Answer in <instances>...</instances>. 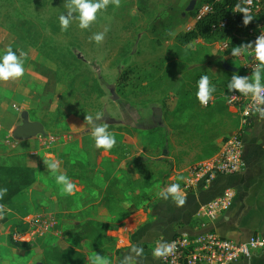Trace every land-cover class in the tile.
Returning <instances> with one entry per match:
<instances>
[{
  "label": "rangeland",
  "instance_id": "obj_1",
  "mask_svg": "<svg viewBox=\"0 0 264 264\" xmlns=\"http://www.w3.org/2000/svg\"><path fill=\"white\" fill-rule=\"evenodd\" d=\"M204 5L205 0H108L97 19L81 29L73 0H0V52L11 46L24 61L17 92L32 101L22 122H38L54 135L51 151L64 158L67 177H79L86 186L83 192L74 183L76 195L68 197L55 178L49 182V169L36 178L38 187L49 184V190L26 191L24 196L35 197L29 205L18 199L0 207V220L8 213L21 220L4 230L0 226V264H54L51 250L62 249V235L70 228L77 229L90 216L121 224L152 203L146 189L168 173L163 156L172 118L167 114V123L158 129L151 110L169 108L171 97L189 90L192 77L200 72L207 71L218 82L234 72L230 68L246 74L236 54L223 50L219 42L177 45V35L193 28ZM61 13L73 18L67 30H61ZM14 22L25 25L15 31ZM28 26L31 34L20 39ZM98 32L104 33L100 41L94 38ZM146 76L151 78L144 81ZM216 97L226 104L225 95ZM103 124L116 138L109 150L97 148L92 137ZM84 144L93 147L83 151L85 156ZM107 196L113 201L104 203ZM100 200L95 214L93 204ZM36 214L49 218L47 233L25 250L15 247L13 230L26 229L24 220Z\"/></svg>",
  "mask_w": 264,
  "mask_h": 264
},
{
  "label": "crops",
  "instance_id": "obj_2",
  "mask_svg": "<svg viewBox=\"0 0 264 264\" xmlns=\"http://www.w3.org/2000/svg\"><path fill=\"white\" fill-rule=\"evenodd\" d=\"M253 76L255 75L246 73L240 77L248 78L249 82H252ZM261 78L264 82V75H261ZM19 86L17 78L0 80V163L26 164L35 170L38 178L41 172L49 170V161H56V174H66L64 158L51 151L53 143L57 141L54 135L45 132V136L38 134L25 140L15 137L17 130L23 125L22 113L29 109L32 103L29 96L17 92ZM170 105L169 108L164 109L163 106L151 110L156 127L164 121L167 123V114L172 118L168 153L163 156L169 163L164 181L158 180L146 189L152 203L140 207L127 217L118 229L109 230L106 236L111 242L104 244L98 251L87 252L88 261L85 264L94 263L90 257L96 254L101 258L106 257L110 264H120L124 256L130 257L126 264H162L158 256L153 254L156 242L170 240L183 231L201 232L213 229L237 242L245 241L253 235L264 241V117L257 112L245 133V168L238 174L219 177L207 188L187 194L184 196V204L178 205L174 196L168 192V185L173 184L174 180L181 185L185 172L190 167L208 159L219 150L227 137L238 127V113L236 109L229 107L227 102L225 105L220 104L216 96H212L207 104H203L193 93H190L185 101L182 94L176 93L171 97ZM92 148L91 145L84 144L81 152ZM141 153L146 154V151L141 150ZM83 155L85 156V152ZM81 161L87 165L82 158ZM52 172L47 176L49 182L55 178ZM68 178L82 186V191L85 192L86 186L79 177ZM37 181L27 191H41L44 188L49 190V184L46 187H38ZM227 188L234 190L230 209L215 221L208 220L203 215L204 206L221 196ZM66 195L71 197L76 193ZM22 196L24 195L14 198V202L20 199L19 201H23L21 204L29 205V201L35 198L29 193L23 199ZM101 203L102 200L93 204L95 214ZM88 220L100 221L91 216ZM20 221L16 215L8 213L0 220V226L4 230V227ZM62 236V249L73 245L71 239L64 237V234ZM133 244L143 248L140 256L131 251ZM239 264H264V248L254 251L250 260Z\"/></svg>",
  "mask_w": 264,
  "mask_h": 264
},
{
  "label": "built area",
  "instance_id": "obj_3",
  "mask_svg": "<svg viewBox=\"0 0 264 264\" xmlns=\"http://www.w3.org/2000/svg\"><path fill=\"white\" fill-rule=\"evenodd\" d=\"M247 9V12L243 11ZM211 11L209 5H204L196 15V21L201 20ZM244 14L261 19L264 16V0H238L233 9V15ZM228 19L222 20L216 28H225ZM189 30L192 28L189 27ZM264 37V25L258 24L248 31L242 39L243 47L236 56L246 73H255L260 70V62L255 57L257 38ZM240 45V46H241ZM223 50H231L229 41H220ZM264 97V91L260 93ZM227 105L236 109L238 113V127L233 131L219 150L211 157L190 167L185 172L183 183L180 185L181 196L207 188L219 177L231 176L241 172L246 166L245 133L252 124L257 113V107L264 108V102L257 101L251 94L233 93L227 98ZM247 110V114H245ZM174 183L175 182L174 180ZM172 194V193H171ZM174 196V194H172ZM234 198V190L227 188L223 194L203 208V215L210 221L230 209ZM26 229H15L12 240L22 244H32L44 236L51 226L49 218L39 215L28 216L24 220ZM171 246L170 252L158 256L162 264H239L250 260L253 252L264 248V241L258 236H250L245 241H234L219 234L216 230L201 232H178L170 240L156 242L154 250L160 246Z\"/></svg>",
  "mask_w": 264,
  "mask_h": 264
},
{
  "label": "trees",
  "instance_id": "obj_4",
  "mask_svg": "<svg viewBox=\"0 0 264 264\" xmlns=\"http://www.w3.org/2000/svg\"><path fill=\"white\" fill-rule=\"evenodd\" d=\"M205 3L211 7V11L201 20L196 21L191 30L177 35L176 42L179 47H188L193 42L199 40L208 44L229 41L232 50L233 47L242 44V39L247 36L251 28L256 27L258 24L264 25V16L261 19H256L252 16L253 19L245 25L244 18L247 15L240 13L233 15V9L237 5L238 0H205ZM224 19H228V25L225 28H216ZM11 25L15 31H19L20 26L23 27L25 24L17 26L14 22ZM31 30L32 29H29L28 26L27 30L22 32L24 34H21L22 38L20 37V39H27V35L31 34ZM263 70L264 69H261L259 71ZM129 73L130 72H127L125 74L126 78ZM203 75L209 77V99L212 96H219L220 94L225 95L226 98L236 92L244 94L238 89L229 87L234 76H241L240 71L227 72L222 82L216 81L207 71H203L192 77L190 81L191 88L182 94V96H184V101L187 100L190 93L195 94L197 98L198 81ZM150 78L151 76H146L144 81ZM158 129L161 128L158 127ZM147 164L148 162L144 163V166L148 167ZM36 178L35 170L26 164L7 165L5 163H0V189H7L2 197H0V207L12 206L14 198L24 194L36 182ZM154 183L155 182H151L147 186L150 187ZM104 201H113V198L107 196L104 198ZM119 227L120 224L118 223L88 220L77 229L73 228L64 232V235L71 237L73 245L67 249L53 248L51 250L50 259L54 264H85L88 261L86 253L98 251L104 244L111 242V239L106 236V233L109 230H116ZM12 244L24 250L29 246V244H22L14 241H12Z\"/></svg>",
  "mask_w": 264,
  "mask_h": 264
},
{
  "label": "clouds",
  "instance_id": "obj_5",
  "mask_svg": "<svg viewBox=\"0 0 264 264\" xmlns=\"http://www.w3.org/2000/svg\"><path fill=\"white\" fill-rule=\"evenodd\" d=\"M108 0H73V5L75 9L78 10L79 15L76 20L79 21V27L81 29L88 28L90 24L97 19V12L106 7ZM243 11L247 12V9ZM253 19L252 16H245L244 24H248L249 21ZM73 21V18L69 15L66 17L63 13L59 15V23L61 30H67L70 23ZM94 38L97 41H100L104 38L103 32H98L94 34ZM243 45L233 47V54L241 52ZM255 57L260 62V68L264 69V37L257 38L256 46L254 49ZM0 80L7 81L10 78H17L24 75V61L18 60L17 56L11 51V46L2 52H0ZM230 88H235L240 90L244 94H251L257 101L264 102V97L260 96V93L264 91V82H262L261 71L257 72L253 76L252 82H249L248 78H241L239 76H234L232 83L229 85ZM197 98L201 103L207 104L210 92H209V77L207 75L201 76L198 81V91L196 93ZM255 111L260 113L261 117H264V108L257 107ZM247 114V110H245ZM101 115L97 113V116ZM91 116H88L87 119H91ZM107 124H103L100 127L95 128L92 133V137L95 141V146L97 148H103L105 150L111 149L115 143L116 138L113 133L106 131ZM48 168L53 170L55 175V180L58 185L61 186V192L71 194L74 191L75 185L66 174L60 173L56 174V169L58 164L56 161H49ZM7 191V189H0V197ZM180 192V185L178 183H173L168 185V192L174 194V198L177 201L178 205H183L185 200L184 197L178 194ZM3 213L0 212V215ZM172 250L171 246H160L155 248L154 255L162 256L165 252H170ZM131 251L136 252L137 256H140L143 253V248L135 244L132 245ZM94 264H110V261L105 257L101 258L99 255H94L90 257ZM130 259L128 256H124V259L120 261V264H126Z\"/></svg>",
  "mask_w": 264,
  "mask_h": 264
},
{
  "label": "water",
  "instance_id": "obj_6",
  "mask_svg": "<svg viewBox=\"0 0 264 264\" xmlns=\"http://www.w3.org/2000/svg\"><path fill=\"white\" fill-rule=\"evenodd\" d=\"M231 71L236 72V68H230ZM25 114V113H24ZM38 134L46 135L44 127L38 122H23V125L17 130L15 137L20 140H25L36 136Z\"/></svg>",
  "mask_w": 264,
  "mask_h": 264
}]
</instances>
